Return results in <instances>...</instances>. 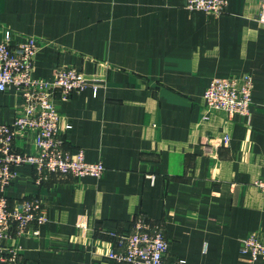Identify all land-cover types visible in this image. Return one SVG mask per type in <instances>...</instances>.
I'll return each instance as SVG.
<instances>
[{
    "label": "crops",
    "instance_id": "0c3cea01",
    "mask_svg": "<svg viewBox=\"0 0 264 264\" xmlns=\"http://www.w3.org/2000/svg\"><path fill=\"white\" fill-rule=\"evenodd\" d=\"M263 1L229 0L216 16L187 0H0V42L7 30L13 42L35 39V77L71 66L99 78L97 90L57 88L55 102L61 128L72 123L66 148L106 166L101 177L41 183L34 166H18L6 195H39L49 220L0 239V251L18 244L22 264H115L110 232L133 230L143 214L165 225L171 259L264 264L240 250L250 232L264 235ZM244 73L254 78L250 114L207 111L210 81ZM22 105L14 87L0 91V121ZM16 145L36 152L35 133Z\"/></svg>",
    "mask_w": 264,
    "mask_h": 264
},
{
    "label": "built area",
    "instance_id": "2783aa9c",
    "mask_svg": "<svg viewBox=\"0 0 264 264\" xmlns=\"http://www.w3.org/2000/svg\"><path fill=\"white\" fill-rule=\"evenodd\" d=\"M228 3L229 0H187L186 6L219 16L226 12ZM258 19L264 22V1ZM37 51L35 39L13 42L10 30L0 42V91L14 87L23 103L12 123L0 121V239L19 237L32 224L40 227L49 220L47 207L39 195L14 199L13 202L6 195V189L18 177V166H34L37 183L52 174L101 177L106 171L102 161H87L83 149L74 153L66 148L63 134L72 128V123L68 121L61 128V114L55 102L57 88H61L65 96L90 85L97 90L99 78H88L71 66L59 67L53 80L35 77L33 65ZM253 89L254 78L250 73L214 77L204 93L205 108L209 112L249 115ZM25 131L35 133L37 151L34 153L16 145V137ZM225 140H229L228 135ZM256 185L264 192V175ZM136 217L133 230L110 232L119 245L111 252L115 264H187L185 259L170 258L164 224L154 223L143 214ZM33 233L38 235L39 228ZM240 250L252 261L264 259V235L258 231L250 232L241 239ZM19 251L18 244L0 251V264H22Z\"/></svg>",
    "mask_w": 264,
    "mask_h": 264
}]
</instances>
